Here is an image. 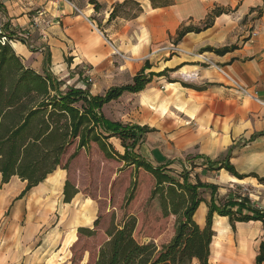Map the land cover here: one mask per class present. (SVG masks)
Here are the masks:
<instances>
[{
    "label": "crops",
    "instance_id": "1",
    "mask_svg": "<svg viewBox=\"0 0 264 264\" xmlns=\"http://www.w3.org/2000/svg\"><path fill=\"white\" fill-rule=\"evenodd\" d=\"M124 1L99 0L102 8L96 11L89 0H0V28L26 66L62 80L63 90L88 87L93 95H102L131 82L147 62L151 67L146 73L169 69L165 76H154L143 90L125 92L105 104L104 116L149 127L136 151L153 165H166L178 173L186 169L192 182L198 176L217 185L219 199L238 193L249 198L251 208L264 213V182L258 179L264 177V105L240 95L216 67L201 63L195 55L206 52L264 103V0H135L141 7L135 17L120 13L110 20L115 5ZM216 8L225 11L208 28L189 32L175 43L182 27H201ZM34 21L40 28H32ZM172 45L183 51L170 52L167 48ZM224 47L232 48L226 53L214 51ZM86 75L93 82L83 84ZM109 142L124 153L119 138ZM229 152L243 179L217 169ZM222 175L225 184L219 180ZM66 180L67 170L59 167L21 196L27 181L14 176L2 184L0 176V264H88L85 254L74 263L71 248L79 229L95 220L99 207L80 191L64 202ZM224 188L227 192L221 193ZM32 191L40 194V204L29 195ZM24 200L40 211L31 210L22 224ZM60 203L65 220L41 238L47 212ZM14 208L12 215L9 211ZM207 212L203 202L193 217L201 228ZM213 230L211 253L220 249L230 255L238 248L237 264H256L264 221L233 226L229 217L215 214Z\"/></svg>",
    "mask_w": 264,
    "mask_h": 264
},
{
    "label": "trees",
    "instance_id": "2",
    "mask_svg": "<svg viewBox=\"0 0 264 264\" xmlns=\"http://www.w3.org/2000/svg\"><path fill=\"white\" fill-rule=\"evenodd\" d=\"M89 2L96 11L102 8L99 0ZM140 10L137 1L125 0L115 5L110 20L120 13L135 17ZM224 11L223 8L214 9L201 27H182L175 43L189 32L208 28L214 17ZM3 36L7 37L5 41ZM10 41L3 31L0 32L1 183H8L14 176L27 181L21 194L24 196L57 168L68 170L70 162L82 151L88 153L93 145L107 159L123 163L120 170L129 173L114 220L106 231L108 239L101 245L92 264H191L193 259L199 264H210L215 214L229 217L233 226L236 222L264 221V213L251 208L248 197L236 193L219 199L217 185L202 182L198 176L196 182H192L190 171L185 169L178 173L166 165L155 166L139 155L136 148L151 131L149 127L127 125L104 116L102 108L105 104L119 99L125 92L143 90L154 76H165L169 69L146 73L151 67L147 62L131 82L111 87L102 95H93L88 87L74 86L63 90L62 80L47 71L37 72L26 66ZM231 48L214 51L226 53ZM111 137L121 140L124 153L113 147L109 142ZM73 145L75 149L64 163V157ZM230 156L229 152L223 161L218 162L217 169H225L243 179L245 176L230 162ZM258 179L264 182V177ZM204 190L209 191V200L203 197ZM77 193L78 189L67 179L64 202H70ZM203 202L207 204L208 212L206 225L201 228L193 217ZM142 208L144 210L139 213ZM243 209L249 212L245 213ZM140 219L151 227L174 219L172 237L161 244L141 240L137 235ZM79 232L94 233L84 227ZM75 240L76 237L73 242ZM263 263L264 239L256 257V264Z\"/></svg>",
    "mask_w": 264,
    "mask_h": 264
},
{
    "label": "rangeland",
    "instance_id": "3",
    "mask_svg": "<svg viewBox=\"0 0 264 264\" xmlns=\"http://www.w3.org/2000/svg\"><path fill=\"white\" fill-rule=\"evenodd\" d=\"M88 79L86 75V79H82L83 84L86 83ZM89 85L90 84H87V86ZM74 149L75 145L69 149L64 157V163L68 160ZM122 167L123 163L117 160L107 159L95 145L92 146L88 153L82 151L78 157L70 162L67 170V179L83 194V197L93 198L99 207L95 220L84 227L94 231V233H77L78 240L71 248L73 254L72 261L74 263L85 254L88 255V264H92L96 260L101 245L108 239L106 231L114 220V215L118 209V203H120V199L125 191V181L129 174L128 171H121L120 169ZM219 180H221L220 182L222 184L226 182L224 181L226 179H224L223 175L220 176ZM244 186L247 189L250 187L247 184ZM220 192H227V188L221 189ZM202 194L204 198H209V191L204 190ZM29 195H35V197H37V203L40 204L42 202L41 200L38 201V199H40V194L35 193V191H32ZM19 204L18 202L17 205ZM32 207L33 206H31L27 200L22 201V224L27 223L31 210H33L35 214L36 212L39 213L40 210L32 209ZM62 207L63 204L60 203L57 209L55 208L56 210L53 209L47 212L44 227L41 230V236L39 235L41 238L52 233L58 226L59 221L63 218V220H65ZM143 210L144 208H142L139 213H142ZM9 213L13 215V213H15V208L9 211ZM96 220H98L97 224H95ZM149 226L144 223V219H140V227L137 231L138 237L143 241L154 240L158 244H161L167 242L172 237L174 219H169L165 224L157 223L154 224L153 227ZM72 239H74V235L70 238L69 243ZM240 257L241 254L238 248L234 249L230 255L226 250L220 251V249H212L210 264H237L236 261H238ZM191 264H199V261L193 259Z\"/></svg>",
    "mask_w": 264,
    "mask_h": 264
},
{
    "label": "built area",
    "instance_id": "4",
    "mask_svg": "<svg viewBox=\"0 0 264 264\" xmlns=\"http://www.w3.org/2000/svg\"><path fill=\"white\" fill-rule=\"evenodd\" d=\"M79 11V10H78ZM40 22L39 21H34L33 24H32V28L33 29H36V28H40ZM0 32L1 31V28H0ZM103 33V32H102ZM104 34V33H103ZM253 35H256V32L253 33ZM3 41H5L7 39L6 36H3ZM107 41L109 42V44L113 47V49L116 51L117 54H120L118 52V50L115 48V46L113 45V43L111 42L110 39L107 38ZM170 52L172 53H176V52H182L183 50H181V48L175 46V45H172V46H169L167 48ZM195 55L197 56L198 60L203 63V64H206V65H209V66H214L218 69V71L220 73L223 74V76L225 77V79L227 80L228 84L230 87L234 88L235 90H237V92L244 96V97H247V98H250V99H253V100H256L258 102H260L261 104L264 105V103L260 100V98L257 96L256 93L254 92H251L249 88H247L246 86L242 85L240 82H238L235 78H233V76H231L226 70L225 68L221 67V66H218L216 65L210 58L209 56L207 55L206 52H200V53H195ZM88 82H93V78H90L88 79Z\"/></svg>",
    "mask_w": 264,
    "mask_h": 264
}]
</instances>
